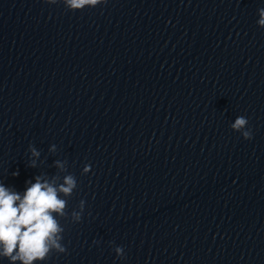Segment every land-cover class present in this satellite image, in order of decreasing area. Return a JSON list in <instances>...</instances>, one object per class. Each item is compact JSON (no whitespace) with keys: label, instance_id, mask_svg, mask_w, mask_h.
<instances>
[{"label":"clouds","instance_id":"9594fccd","mask_svg":"<svg viewBox=\"0 0 264 264\" xmlns=\"http://www.w3.org/2000/svg\"><path fill=\"white\" fill-rule=\"evenodd\" d=\"M49 4H56L57 0H46ZM62 3L71 11H80L85 7L94 8L107 0H62ZM257 24L264 28V7L258 9ZM248 119L237 116L230 127L240 132L244 139H251L252 132L248 128ZM56 151V146L49 149ZM31 153V167H36V158L40 151L29 145ZM56 167L64 170V162L56 161ZM90 166H85L84 173L90 171ZM18 176L19 172H13ZM30 183L23 194L6 187L0 182V257L6 258L9 264H42L53 251L66 252L61 243L64 228L57 217L67 215L65 209L67 201L60 195L70 196L77 187V181L71 174L63 177V183L56 184V177L51 180L41 176L35 177V183ZM80 212H73L74 222H80L84 201H80ZM117 257L123 258L124 249L115 247Z\"/></svg>","mask_w":264,"mask_h":264}]
</instances>
